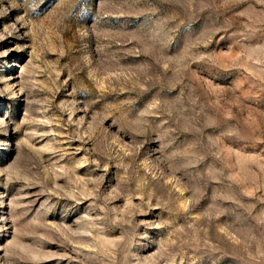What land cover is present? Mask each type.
Returning <instances> with one entry per match:
<instances>
[{
  "label": "rangeland",
  "instance_id": "obj_1",
  "mask_svg": "<svg viewBox=\"0 0 264 264\" xmlns=\"http://www.w3.org/2000/svg\"><path fill=\"white\" fill-rule=\"evenodd\" d=\"M0 264H264V0H0Z\"/></svg>",
  "mask_w": 264,
  "mask_h": 264
}]
</instances>
